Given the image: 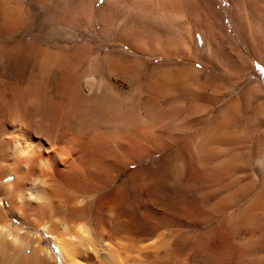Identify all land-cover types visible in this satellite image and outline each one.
I'll return each mask as SVG.
<instances>
[{
  "label": "bare ground",
  "instance_id": "6f19581e",
  "mask_svg": "<svg viewBox=\"0 0 264 264\" xmlns=\"http://www.w3.org/2000/svg\"><path fill=\"white\" fill-rule=\"evenodd\" d=\"M227 1L238 13L264 4ZM201 3L0 0V59H8L0 70L11 78L0 76V264H166L179 254L193 260L211 247V237L225 243L224 225L200 248L191 235L157 230L175 219L167 209L177 207L195 177L212 181L210 208L232 212L228 226L264 264L263 119L253 129L231 130L232 104L213 97L221 118L208 123L197 110L199 98L210 101L209 78L194 67L142 60L194 46L195 33L151 32L146 20L177 18L183 5L196 14ZM59 25L68 28L64 44L52 33ZM170 148L120 179L131 165Z\"/></svg>",
  "mask_w": 264,
  "mask_h": 264
},
{
  "label": "rangeland",
  "instance_id": "374dc122",
  "mask_svg": "<svg viewBox=\"0 0 264 264\" xmlns=\"http://www.w3.org/2000/svg\"><path fill=\"white\" fill-rule=\"evenodd\" d=\"M201 1L203 3L199 4L196 7L198 9V10H196V14H190L191 11L189 9H187L188 7L183 5L182 6V8L184 9L183 15H180L177 18L176 17H174V18L173 17H169V18L149 17L146 20L147 25H148V26L147 25L146 26L149 29V31H151V32L158 30L161 32H165V31L171 32V33L176 32V33L182 34V35H188V34L194 35V33H195L196 38H197V42L195 43V41H193L194 46H193V44L191 45L189 42H187L185 44V48L183 47V48L177 50L175 55H171L169 57L163 56V57H149V58L146 56H142V60H144L146 62V64H148L150 67H154V66H158V65H160V66H173V65H175V66H179V67L185 66V67H194V68L198 69L200 71V73L202 74V76H201L202 80H204L205 78H209L208 79V82H209L208 93H209L210 101H205V100L199 98L198 106L200 108H198L199 110H197V117L198 118H204L207 116L206 121L208 123H211V121H212V123H214L215 121H213V120H215V119L219 120L221 118L220 116H218L219 111L222 108L221 106L230 103V105L232 104L231 106L233 108L235 117L233 119L229 120L228 127L234 131H238L239 129H242L243 126L250 128V129H253L254 125L257 122V118L259 120L263 119L259 122L264 123V110L261 109L262 107H259V106H264V95H262V94H264V72H262V69L261 70L257 69L255 79H253V78L251 79L250 77H247V79L245 81L242 80L240 85L236 84V83H238V80L236 79V77H230L226 74L230 71L227 68V66L230 64L228 59H227L228 47L224 46L223 44L217 45L213 42L216 39L222 38L223 36L227 37V36L235 33L234 31L236 29V25H237L238 21L232 20V17L236 16L238 14V10H237L238 7L231 5L230 2H228L227 0H201ZM70 5H72V4H70ZM243 7L244 8H242V13H249L252 18H255L252 21L247 20L245 22L246 23L245 24L246 29H254L256 26V28L264 30V26L261 25L264 23V20L262 19V18H264V17H262L263 16L262 12H264V4H246ZM186 11H187V13H186ZM251 23H253L254 25H252ZM66 29L68 30L67 26H65V28H64L61 25L52 28L53 35H59L58 37L61 38L59 40V44L65 43V41L63 42V40H64V37H66V35H67L66 33L68 32ZM61 35L63 36V38ZM207 39L209 40V42L207 41ZM208 48H209V50H208ZM197 49H198V51H197ZM180 51H181V53H180ZM204 52H205V56H204ZM211 55H212V58H211ZM220 55H221V57H220ZM200 56H201V58H200ZM209 57H210V59H209ZM216 58L219 60H217ZM2 59L3 58L1 56L0 60H2ZM190 59H192V60H190ZM208 61H209V63H207ZM215 61H217V63ZM204 62H206V63H204ZM214 62H215V65H214ZM0 64L3 65V68H4V65L8 64V59L6 57H4V59L2 61H0ZM207 65H209V66H207ZM6 75H7V73L5 70L4 71L0 70V76L1 77H7ZM57 75H58L57 73H54V77H56ZM6 79L10 80L11 78H10V76H8ZM253 87H254V89H253ZM230 88H232V89H230ZM256 90L257 91L262 90L261 93L258 92V94L260 93V95H258V94L256 95V92H257ZM253 92H254V94H252ZM253 95H255V97H256L255 100L257 99V97H260V98H258L255 101L251 98V97L254 98ZM213 97H221L223 99L222 105L221 106L216 105L215 107H213L211 105ZM238 97H240V98H238ZM246 98H248V99H246ZM237 99H239V100H237ZM250 100H251V102H253L251 104L252 106H249ZM239 101H242V102H239ZM260 102H262V103H260ZM243 106H245V108ZM207 108H209V111H207L209 113H207V112L205 113ZM263 109H264V107H263ZM260 110L263 111V114H261ZM246 111H247V113H246ZM238 112H239V114H238ZM203 114H204V116H203ZM209 114H211V115L208 116ZM255 115H256V117H255ZM236 116L237 117L239 116L238 119H236L237 118ZM260 117H261V119H260ZM263 126L264 125H262V127ZM197 127L199 129L200 124ZM236 129H238V130H236ZM263 130H264V128H261V133L263 132ZM173 149L174 148H170L166 151H163L161 154L155 155V156L141 162L140 164L133 165V166L131 165L130 168L127 169L121 175L120 179L124 178L132 170L139 168L141 166H144L147 163H149V162H151L157 158L166 156ZM243 154H244L245 160H248L247 159L248 158V152L245 150ZM205 178L206 179H204V177H195L194 180H192V182H191V186H193V187L190 189V191L189 190L184 191L183 196L181 197L179 203L177 204V207L172 208V209H170V208L167 209L168 207H166L167 210H170V212L175 215V219H174L175 221L173 220L172 223L169 222V225H168V222L163 224L164 226L166 225L164 228H163V225L159 226L157 231L162 232L164 235L177 232V233L183 234L185 236H189V237L192 236V239L194 240V242H196L195 248H200L199 246H201V244L208 238L207 235L210 232H212L213 230L215 231V228L218 225H220V226L224 225L227 228L226 229V236H225V238L226 237L227 238L225 240V243L224 242H222V243L217 242V245H216V239L214 237H211V242H213V243H211V247L208 250L204 249L202 252L198 251L195 255V258H193V260H189L185 254H179V255L175 256L174 258H172V257H171V259L168 258L169 260L166 262V264H218L220 261L222 264H249V263L250 264H256V261L253 260L256 256L254 253L253 247L252 246H248V247L244 246L243 243H244L245 239L243 237V234L242 233L240 234V230L237 228H233V227L230 228L229 227L230 224L228 223V217L232 214V212L230 210H229V212H227V211H224V212L221 211L220 212L219 209H211L210 208V204L212 202V199H210V198L208 199L206 196V193L210 189L212 181L210 179H208L207 177H205ZM193 193L195 196L193 195ZM2 198H3V195H2V191L0 189V200ZM6 207H7V205H6ZM229 213H231V214H229ZM196 219H197V222H195ZM179 220H181V221H179ZM151 222H152V220H151ZM190 224H191V226H190ZM170 225L171 226L173 225V226L171 227ZM187 226H189L191 228H188ZM227 230H228V232H227ZM231 230H233L234 233H232ZM39 231H40L42 237L44 238L46 244L50 245V247L54 246L53 238L50 235H48L45 231H43V230H39ZM194 238L197 240L195 241ZM154 239H156L155 236L151 240H154ZM228 240H229V242H228ZM237 242H242L243 246L238 245V244L236 245L235 243H237ZM199 243H200V245H199ZM228 243H229V245H228ZM237 246H239V247H237ZM239 248H240V250H239ZM241 248H242V250H241ZM217 250H219V251L222 250V255L218 254ZM244 250H247L246 251L247 253ZM225 251L227 254L225 253ZM204 252H206L207 255L210 252H211V254H209L208 256H205ZM215 255L216 256L218 255L217 257H215L216 259L218 258L217 260L214 258ZM241 255H243V256H241ZM222 256H226V257H224L225 259ZM221 257L223 258V260ZM252 257H254V258H252ZM223 261H226V262L223 263Z\"/></svg>",
  "mask_w": 264,
  "mask_h": 264
},
{
  "label": "crops",
  "instance_id": "0c3cea01",
  "mask_svg": "<svg viewBox=\"0 0 264 264\" xmlns=\"http://www.w3.org/2000/svg\"><path fill=\"white\" fill-rule=\"evenodd\" d=\"M254 19L244 13H238L232 17V20L238 21L235 33L214 41L217 45L223 44L228 47L227 59L230 64L227 68L230 71L227 75L236 77L238 84H241L242 80L245 81L247 77L255 79L257 69H262L264 72V30L256 28V26V29H246L245 26L247 20ZM235 68L240 70L234 72Z\"/></svg>",
  "mask_w": 264,
  "mask_h": 264
}]
</instances>
